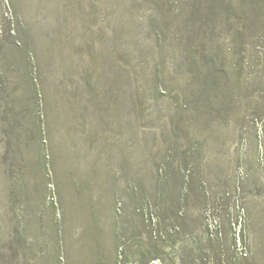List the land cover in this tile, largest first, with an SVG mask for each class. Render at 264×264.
I'll return each instance as SVG.
<instances>
[{
    "label": "rangeland",
    "instance_id": "rangeland-1",
    "mask_svg": "<svg viewBox=\"0 0 264 264\" xmlns=\"http://www.w3.org/2000/svg\"><path fill=\"white\" fill-rule=\"evenodd\" d=\"M141 261L264 264V0H0V264Z\"/></svg>",
    "mask_w": 264,
    "mask_h": 264
},
{
    "label": "trees",
    "instance_id": "trees-1",
    "mask_svg": "<svg viewBox=\"0 0 264 264\" xmlns=\"http://www.w3.org/2000/svg\"><path fill=\"white\" fill-rule=\"evenodd\" d=\"M157 236H158V234H154V237H156L157 238ZM150 237H152V236H150ZM194 244H198V242L197 241H194L193 242ZM138 263V262H137ZM140 264H148V263H143L142 261H141V263Z\"/></svg>",
    "mask_w": 264,
    "mask_h": 264
}]
</instances>
